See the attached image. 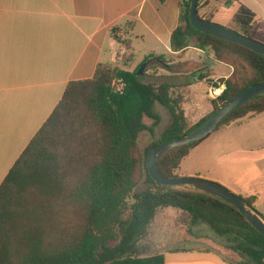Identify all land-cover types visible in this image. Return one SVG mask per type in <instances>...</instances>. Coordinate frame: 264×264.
<instances>
[{
    "label": "trees",
    "instance_id": "1",
    "mask_svg": "<svg viewBox=\"0 0 264 264\" xmlns=\"http://www.w3.org/2000/svg\"><path fill=\"white\" fill-rule=\"evenodd\" d=\"M190 3L181 0L173 51L187 50L195 38L196 48L234 68L221 80L225 89L212 100L213 110L191 124L173 96L174 85L144 82L138 73L142 64L134 71L100 65L92 79L71 82L0 186V264H165L164 254L140 256L137 247L158 211L166 207L186 212L193 225L202 222L223 238L225 246L242 258L235 264H264V235L235 206L206 192L162 186L147 170L148 157L160 143L197 130L232 97L264 83V56L197 30L189 19ZM255 17L240 5L235 17L239 30H231L255 39ZM113 35L127 44L118 29ZM151 58L172 72L164 56L152 54L144 63ZM240 64L251 72L242 83L235 79ZM115 80L124 82L122 92L115 90ZM156 103L172 115L159 137ZM263 112L261 95L226 116L213 132ZM146 119L152 120L150 125ZM146 131L153 139L143 151L140 134ZM210 135L161 154L158 171L178 176L182 161ZM144 177L149 187L135 192ZM243 198L264 219L255 207L257 198Z\"/></svg>",
    "mask_w": 264,
    "mask_h": 264
},
{
    "label": "crops",
    "instance_id": "2",
    "mask_svg": "<svg viewBox=\"0 0 264 264\" xmlns=\"http://www.w3.org/2000/svg\"><path fill=\"white\" fill-rule=\"evenodd\" d=\"M242 4L255 13V39L264 44V0H203L198 12L213 23L229 29L236 25L233 30H239L235 17ZM181 13V0H0V186L71 82L92 79L100 65L134 71L137 50L146 58L152 54L174 57L173 64L180 65L192 62L186 56L194 50L205 53L192 44L183 52L173 51L172 35L181 23ZM114 29L119 30L126 45L115 39ZM123 59L125 66L119 64ZM207 60L210 74L204 78L197 75L192 81L185 77L187 72L172 74L164 67L169 77L178 80L169 83L174 85L173 96L180 100L188 119L197 112L202 118L213 110L207 94L210 84L234 72L233 66L212 55ZM221 69L224 76H218ZM202 82L205 93L201 96L197 85ZM176 88L184 91L183 97ZM205 103L211 104L212 110H206ZM225 129L226 140L218 139L216 144L231 168L242 165L243 174L232 176L240 192L237 194L255 196V207L264 214V112L235 120L212 134ZM212 134L186 158L206 147ZM159 211L186 213L173 207ZM164 225L165 239L172 241L175 223L166 220ZM201 225L204 223H190L187 246L170 247L162 253L165 264H233L204 246ZM196 226L202 230L196 232ZM147 234L151 237V225ZM217 242L225 246L224 239Z\"/></svg>",
    "mask_w": 264,
    "mask_h": 264
},
{
    "label": "rangeland",
    "instance_id": "3",
    "mask_svg": "<svg viewBox=\"0 0 264 264\" xmlns=\"http://www.w3.org/2000/svg\"><path fill=\"white\" fill-rule=\"evenodd\" d=\"M222 3L224 2L222 1ZM200 14H202L201 11H200ZM233 29H236V25L233 26ZM196 43H197V40L193 38L191 40V44L193 46H196ZM118 46L121 48H125L124 45L118 44ZM200 54L194 50L191 55H187L186 58L193 59L192 62L188 64L187 63L181 64V65L173 64V62L175 61L174 57L167 58L166 62L167 64H170L173 66V70L171 72L172 74L175 72H179V71L187 72V76L185 77L192 81L193 79H195L197 75L203 77V76H207L210 74L209 66L207 65L209 61L207 60V58H208V55L213 56V54L210 51L206 53H200ZM194 58H196L197 60H195ZM125 59L119 62V64L124 65ZM145 59H146L145 55L139 53L137 50L135 54V60H134L136 67L140 66L141 64L143 65L147 63V62L144 63ZM176 61L180 62L179 60H176ZM225 74L226 73L223 71V69H221L218 72V76H224ZM169 76H170V73L167 72L166 69H164V65L162 64V62L157 61V60H151L146 65L143 73L140 74V77L143 79V81L147 83L161 84V83L169 82V81L178 82V80H174ZM250 76H251V72L246 65L240 64L237 66V70L235 73V79L239 83H242L243 79L248 78ZM221 80H222V77L218 79L219 82H221ZM211 81L213 80L208 79L209 83ZM218 81L216 82L214 81V83L216 84ZM175 90L182 97L184 96V91H182L179 88H176ZM197 90L201 96L204 95L205 82L198 83ZM204 107L208 111L212 110V105L209 103H205ZM154 111L161 116V123L157 128V135H156V137H159L160 135H162L165 129L171 124L172 115L166 107H164L163 105L159 103L155 104ZM194 111L196 110L193 109V112ZM200 118H201V115L199 116L197 112V114L189 117V121L191 124L196 123L197 121H199ZM151 122L152 120L146 119L147 124L150 125ZM226 137H227L226 129L219 133L212 134L211 138L209 139L207 143L208 145H206V147L204 148L201 147L199 151H197L195 154L193 153L191 157L186 158L182 162L181 167L176 172L178 176H195V177L209 179V180L218 182L228 187L235 193H240L238 192V189L234 185L232 176H234L237 172H240L243 174L242 165L236 166V168H231V166L228 165L225 161L226 157L224 156L222 157L221 148L218 147V144H216L217 142L216 140L221 139V138L226 140ZM152 139L153 138L148 131L140 134V147L143 151L150 144ZM220 179L223 180L224 183L220 182ZM148 187H149V184L145 181V177H144L143 180L138 185V187L135 189V192H141L147 189ZM130 202H133V199H130ZM166 220H172L175 223L173 227L174 231L172 232V235H173L172 241H167L165 239V236H166L165 227L167 226H165L164 223ZM190 223H191V219L189 215L186 213L169 214V213H164L163 211H158L156 218L151 224V237L146 233V235L139 242V245L137 247L138 255L161 254L167 249H169L170 247L177 246L179 248H182V247L187 246L188 244L185 240H186L187 234H189L188 228L190 227ZM201 227H203L204 230H202ZM201 227L196 226L194 227V230L196 232L199 230H202L201 232L203 233V239L205 242L203 244L205 247L207 246L211 247V249L220 253V255L222 256L224 260L230 261L233 264L240 262V259L238 258L235 252L227 249L226 246L223 247L220 242H217V240H223L222 238L216 235L207 225L204 224V225H201ZM215 238H217V240ZM217 248H220L219 249L220 251ZM221 250H223L222 251L223 254Z\"/></svg>",
    "mask_w": 264,
    "mask_h": 264
},
{
    "label": "water",
    "instance_id": "4",
    "mask_svg": "<svg viewBox=\"0 0 264 264\" xmlns=\"http://www.w3.org/2000/svg\"><path fill=\"white\" fill-rule=\"evenodd\" d=\"M198 1L199 0H191L189 8L190 22L197 30L238 43L264 56V44L260 41L202 18L198 12ZM146 65L147 63L141 66L138 72L139 75L143 73ZM261 95H264V83L255 85L232 97L219 107L197 130L188 135L175 137L160 143L148 157L147 170L152 179L162 186L170 188L182 186L206 192L232 204L254 228L264 235V219L242 196L233 192L228 187L218 182L195 176L167 177L162 175L157 169V160L161 154L173 148L191 144L210 135L226 116L231 114L238 107Z\"/></svg>",
    "mask_w": 264,
    "mask_h": 264
},
{
    "label": "built area",
    "instance_id": "5",
    "mask_svg": "<svg viewBox=\"0 0 264 264\" xmlns=\"http://www.w3.org/2000/svg\"><path fill=\"white\" fill-rule=\"evenodd\" d=\"M113 86L115 87L116 91L122 92L125 84L122 80H115L113 82ZM224 89H225L224 84H212L209 86L207 94L212 100H215L220 97Z\"/></svg>",
    "mask_w": 264,
    "mask_h": 264
}]
</instances>
